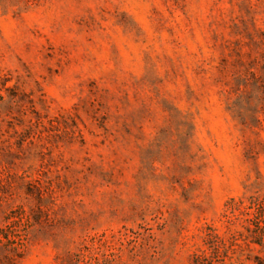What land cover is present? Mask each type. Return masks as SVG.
I'll use <instances>...</instances> for the list:
<instances>
[{
    "label": "rangeland",
    "instance_id": "1",
    "mask_svg": "<svg viewBox=\"0 0 264 264\" xmlns=\"http://www.w3.org/2000/svg\"><path fill=\"white\" fill-rule=\"evenodd\" d=\"M264 0H0V264H264Z\"/></svg>",
    "mask_w": 264,
    "mask_h": 264
},
{
    "label": "trees",
    "instance_id": "2",
    "mask_svg": "<svg viewBox=\"0 0 264 264\" xmlns=\"http://www.w3.org/2000/svg\"><path fill=\"white\" fill-rule=\"evenodd\" d=\"M262 263H264V260H262Z\"/></svg>",
    "mask_w": 264,
    "mask_h": 264
}]
</instances>
